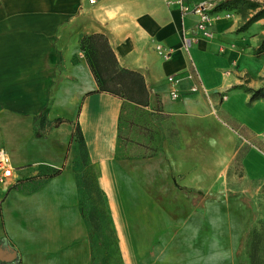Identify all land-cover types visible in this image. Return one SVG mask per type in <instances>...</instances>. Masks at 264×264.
<instances>
[{
  "label": "crops",
  "instance_id": "obj_1",
  "mask_svg": "<svg viewBox=\"0 0 264 264\" xmlns=\"http://www.w3.org/2000/svg\"><path fill=\"white\" fill-rule=\"evenodd\" d=\"M214 15L204 35L165 0H0V147L16 169L0 198V264H96L79 177L62 167L77 126L122 264H248L264 181V97L252 98L264 88V18L220 3ZM95 33L144 76L148 105L99 91L81 49ZM133 106L154 118L138 123L129 155ZM43 113L61 122L38 137Z\"/></svg>",
  "mask_w": 264,
  "mask_h": 264
},
{
  "label": "rangeland",
  "instance_id": "obj_2",
  "mask_svg": "<svg viewBox=\"0 0 264 264\" xmlns=\"http://www.w3.org/2000/svg\"><path fill=\"white\" fill-rule=\"evenodd\" d=\"M220 6L224 5L229 8L237 9L243 14V17L251 21H257L264 18V1L263 0H216ZM264 47V38L262 45ZM132 105V104H131ZM128 112V144H124L125 152L129 155L135 153V138L142 127L138 123L151 122L153 116L147 110H141L138 106H133ZM160 106L156 108V115L160 111ZM10 122L9 118H6ZM157 119V117H156ZM32 123V130L38 137L44 134L47 128L59 125L58 119L51 121L47 114L43 113L36 116ZM148 121V122H147ZM30 125L25 123L19 129V135L27 136ZM31 130V128H30ZM151 128L149 132H151ZM17 132V131H16ZM13 134V131H11ZM152 137V136H151ZM124 152V153H125ZM73 169L78 177L81 186V201L84 213L87 215L90 233L94 239V249L96 264H122L117 247V235L112 225L101 217L99 209L101 208L98 177L93 166L89 164L86 150L83 144L76 140L69 147L68 162L62 166ZM240 169V168H239ZM56 169L54 172L59 171ZM254 203L257 212V220L249 234L246 246L243 250V258L248 264H264V181L253 185Z\"/></svg>",
  "mask_w": 264,
  "mask_h": 264
},
{
  "label": "trees",
  "instance_id": "obj_3",
  "mask_svg": "<svg viewBox=\"0 0 264 264\" xmlns=\"http://www.w3.org/2000/svg\"><path fill=\"white\" fill-rule=\"evenodd\" d=\"M81 49L86 53L91 70L97 80L99 91L110 93L137 105H148L149 91L144 76L119 64L118 58L104 34L95 33L85 36L81 41ZM259 97H264V88L253 92V99ZM58 121L61 122V119H58ZM76 140L80 141L85 148L83 134L79 126L76 127L73 133L72 142ZM90 166L92 167L91 164ZM99 192L102 195L101 190ZM99 199L101 200L100 215L110 223L104 202L101 197ZM85 217L87 218L86 214Z\"/></svg>",
  "mask_w": 264,
  "mask_h": 264
},
{
  "label": "built area",
  "instance_id": "obj_4",
  "mask_svg": "<svg viewBox=\"0 0 264 264\" xmlns=\"http://www.w3.org/2000/svg\"><path fill=\"white\" fill-rule=\"evenodd\" d=\"M168 4L175 6L183 15L193 14L198 18L197 29L200 33L207 35L209 29L217 20L214 15V10L218 6L216 0H165ZM91 3H96L97 0H90ZM229 16V14H227ZM183 41L188 49L192 44V39L183 33ZM158 48H160L158 46ZM165 57L171 55V51L161 52ZM192 77V75H190ZM168 81L172 85L171 94L174 98L179 96L178 85L180 79L176 75H170ZM198 86L192 87L193 91H197ZM15 167L10 155L0 147V198L1 193L10 188L14 181Z\"/></svg>",
  "mask_w": 264,
  "mask_h": 264
}]
</instances>
